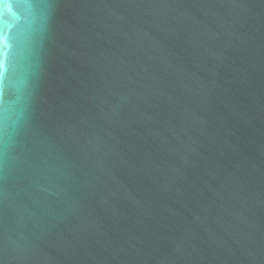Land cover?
<instances>
[{
    "label": "water",
    "instance_id": "obj_1",
    "mask_svg": "<svg viewBox=\"0 0 264 264\" xmlns=\"http://www.w3.org/2000/svg\"><path fill=\"white\" fill-rule=\"evenodd\" d=\"M0 264H264V0H0Z\"/></svg>",
    "mask_w": 264,
    "mask_h": 264
}]
</instances>
